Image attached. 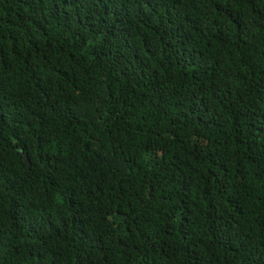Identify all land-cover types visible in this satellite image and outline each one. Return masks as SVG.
Wrapping results in <instances>:
<instances>
[{"label":"trees","instance_id":"1","mask_svg":"<svg viewBox=\"0 0 264 264\" xmlns=\"http://www.w3.org/2000/svg\"><path fill=\"white\" fill-rule=\"evenodd\" d=\"M0 264H264V0H0Z\"/></svg>","mask_w":264,"mask_h":264},{"label":"water","instance_id":"2","mask_svg":"<svg viewBox=\"0 0 264 264\" xmlns=\"http://www.w3.org/2000/svg\"><path fill=\"white\" fill-rule=\"evenodd\" d=\"M25 161H26V163L29 165V161H28V159L25 157Z\"/></svg>","mask_w":264,"mask_h":264}]
</instances>
